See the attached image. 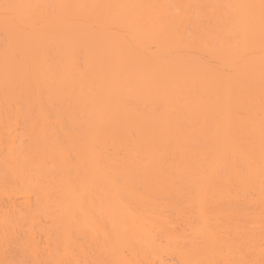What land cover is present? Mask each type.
<instances>
[{
    "label": "bare ground",
    "instance_id": "bare-ground-1",
    "mask_svg": "<svg viewBox=\"0 0 264 264\" xmlns=\"http://www.w3.org/2000/svg\"><path fill=\"white\" fill-rule=\"evenodd\" d=\"M0 264H264V0H0Z\"/></svg>",
    "mask_w": 264,
    "mask_h": 264
}]
</instances>
